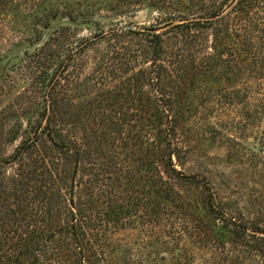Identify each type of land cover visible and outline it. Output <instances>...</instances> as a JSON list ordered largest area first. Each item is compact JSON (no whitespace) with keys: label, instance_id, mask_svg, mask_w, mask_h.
Segmentation results:
<instances>
[{"label":"rangeland","instance_id":"374dc122","mask_svg":"<svg viewBox=\"0 0 264 264\" xmlns=\"http://www.w3.org/2000/svg\"><path fill=\"white\" fill-rule=\"evenodd\" d=\"M0 191L2 254L79 230L21 264H264V0H0Z\"/></svg>","mask_w":264,"mask_h":264},{"label":"trees","instance_id":"16d2710c","mask_svg":"<svg viewBox=\"0 0 264 264\" xmlns=\"http://www.w3.org/2000/svg\"><path fill=\"white\" fill-rule=\"evenodd\" d=\"M159 36L158 34H154L153 38H152V42L154 43L155 46V52H157L156 50V46H159ZM53 103H54V98L51 97L50 98V102L48 105H45L42 112H40V116L39 119H37L34 123H33V134L35 135V138L32 140L33 142L36 141L37 138V133H43L46 132L48 134V136L50 137V141L52 142V144L57 145V147L62 151V152H66V151H71L72 148L69 147L68 145H66L64 140H56V138H54L51 135V131L50 129L48 130V126L50 125L51 119L55 117L56 112H54L53 109ZM42 122L45 123V126L42 127ZM168 130H156V139L158 140V144L161 143V145L164 147L161 150V157L160 158H156L157 161H159L164 167H167L168 169H170L171 171H175L173 168V165L171 163V157L173 154V150L175 149V147L172 145V140L169 137V132H167ZM30 141V140H29ZM30 143H33V142ZM158 148V147H157ZM26 147H25V143L22 144V146L20 147V150L15 154V157L22 155V153H24L26 151ZM160 153V152H159ZM156 153V154H159ZM75 173V170L74 172ZM155 175V187L156 190H154L156 197H160L161 199V203L163 199H166V194H162V192H166V187H163V182L161 180V176H159V173L157 172ZM187 178L193 179L196 182H198L203 188L204 190H206L207 194L204 197V201H203V205H201L200 208V213H201V218H204L203 222H204V227L206 229H209L210 231H216L217 235H229L232 236L235 235L234 237H237L234 231L226 229L227 228V224H222V226L217 225V218H214L216 220H211V215L215 214L216 210L214 209V202H213V198L212 195L209 191V187H208V183L206 182V180L204 178L199 177L197 174H192V175H188L186 176ZM159 189V190H158ZM16 192H13V195L10 194V197L14 198L15 197V201L10 203L11 206L14 208H17L18 210H22L21 209V205L25 202L23 199H21L20 197H18L16 195ZM8 197L7 196H3V193L0 191V208H3L1 206L4 207H10L12 210V207L8 204L6 205V199ZM45 208V206H44ZM45 212V211H44ZM212 213V214H211ZM12 215H14L15 213L11 212ZM7 218H10V216H5ZM210 217V218H209ZM213 217V216H212ZM71 230L73 237L75 240H78V233L79 230L74 226V224H70L69 227H60L57 230H52L49 231L46 235V237L43 238L44 235V231L41 228H35L33 230H30L29 233L25 236H21L19 237L20 239L16 242H12L9 246L10 252H7L5 254L0 253V261L3 260L5 262H7V264H21V260L19 258V256L21 255V257H25L27 255H32L33 261L38 259L37 253L41 252L42 250L46 249V245L49 241H51L54 237V233H61L63 232V230ZM80 229V228H79ZM222 229H225L223 231H221ZM0 230H2V225L0 226ZM15 230H12L13 233H15ZM42 239V240H40ZM79 242H77V244H79ZM81 245V243L79 244ZM21 247L23 248V251L20 249V252L17 254L15 253L16 250L15 248L17 247ZM13 247V248H12ZM81 248V247H80ZM32 261V262H33ZM23 264V263H22ZM33 264V263H32Z\"/></svg>","mask_w":264,"mask_h":264}]
</instances>
